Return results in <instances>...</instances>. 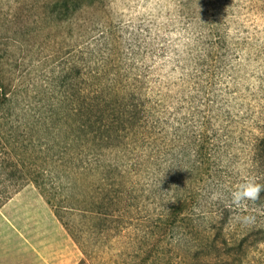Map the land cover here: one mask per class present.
Returning <instances> with one entry per match:
<instances>
[{"label": "rangeland", "instance_id": "374dc122", "mask_svg": "<svg viewBox=\"0 0 264 264\" xmlns=\"http://www.w3.org/2000/svg\"><path fill=\"white\" fill-rule=\"evenodd\" d=\"M57 1L0 0V77L7 90L0 128L29 169L47 168L38 128L42 115L55 113L69 92L61 75L79 57V43H90L93 59L109 62L110 75L141 80L156 115L169 126L166 138L156 142L160 154L188 155L204 144L201 161L210 159L215 170L220 127L245 137L256 132L252 124L264 106V0H93L66 21L57 19ZM65 122L55 121L56 133ZM142 144L97 152L125 168L150 151ZM14 160L0 153V264H78L79 246L27 168L17 171ZM129 208L118 236L93 240L94 264H121L156 222L152 205ZM171 240L167 232L157 243L164 264ZM154 257L141 264H156Z\"/></svg>", "mask_w": 264, "mask_h": 264}, {"label": "trees", "instance_id": "16d2710c", "mask_svg": "<svg viewBox=\"0 0 264 264\" xmlns=\"http://www.w3.org/2000/svg\"><path fill=\"white\" fill-rule=\"evenodd\" d=\"M92 1L58 0L57 19L68 20ZM94 50L90 43L78 44L79 57L60 80L69 92L55 113L49 111L41 117L38 129L43 134L47 168L29 169L19 146L8 141L7 145L0 128V145H7L0 153L15 159L17 171H27L79 246L83 257L78 264H94L93 240L118 236L123 216L134 203L152 205L156 222L132 252L124 254L121 264H141L154 254L156 264H164L166 258L157 243L167 232L172 240L165 264L263 263L264 252H258L264 244V191L258 201L239 208L231 203V193L250 180L264 185V106L252 124L256 132L247 137L244 131L220 127L215 170L210 169V159L201 161L204 144L188 155L160 154L156 142L166 138L169 126L156 115L141 80L121 73L110 75L109 62L93 59ZM113 67L120 69V64L113 63ZM0 89L1 104V98L7 96L1 77ZM56 120H66L57 133ZM137 140L150 151L139 154L125 168L114 160L105 162L102 156L106 154H99L133 146ZM68 148L77 154H67ZM52 151L56 156L49 155ZM84 152L90 154H79ZM214 193L219 198L212 199ZM240 216L254 217V223L243 225L237 220Z\"/></svg>", "mask_w": 264, "mask_h": 264}, {"label": "clouds", "instance_id": "9594fccd", "mask_svg": "<svg viewBox=\"0 0 264 264\" xmlns=\"http://www.w3.org/2000/svg\"><path fill=\"white\" fill-rule=\"evenodd\" d=\"M264 191V185L256 183L255 181H246L239 185L235 191L231 193V203L237 208L246 205L247 202L251 201L255 203L260 198V193ZM218 194H213L212 199H217ZM237 220L243 225H250L254 223V217L251 216H240Z\"/></svg>", "mask_w": 264, "mask_h": 264}]
</instances>
